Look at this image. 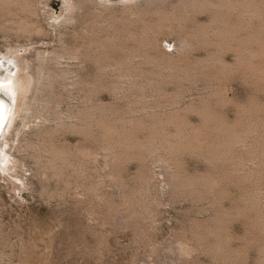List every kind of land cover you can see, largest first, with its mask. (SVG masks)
Returning a JSON list of instances; mask_svg holds the SVG:
<instances>
[{"label": "rangeland", "instance_id": "1", "mask_svg": "<svg viewBox=\"0 0 264 264\" xmlns=\"http://www.w3.org/2000/svg\"><path fill=\"white\" fill-rule=\"evenodd\" d=\"M0 81V264H264V0H0Z\"/></svg>", "mask_w": 264, "mask_h": 264}, {"label": "bare ground", "instance_id": "2", "mask_svg": "<svg viewBox=\"0 0 264 264\" xmlns=\"http://www.w3.org/2000/svg\"><path fill=\"white\" fill-rule=\"evenodd\" d=\"M7 85V84H6ZM5 84H4V81H0V110L1 107H2V102L6 100V98L8 97V93L11 92L10 89H11V86H5L6 88L4 89ZM4 104V102H3ZM1 115V114H0ZM1 117V116H0ZM1 120V119H0ZM6 163V162H5ZM8 163V162H7Z\"/></svg>", "mask_w": 264, "mask_h": 264}]
</instances>
